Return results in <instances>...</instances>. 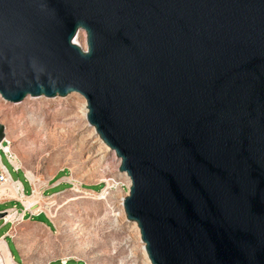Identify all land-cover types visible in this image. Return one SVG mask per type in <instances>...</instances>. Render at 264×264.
Masks as SVG:
<instances>
[{
	"label": "water",
	"instance_id": "95a60500",
	"mask_svg": "<svg viewBox=\"0 0 264 264\" xmlns=\"http://www.w3.org/2000/svg\"><path fill=\"white\" fill-rule=\"evenodd\" d=\"M72 94L151 264H264V0H0L1 98Z\"/></svg>",
	"mask_w": 264,
	"mask_h": 264
},
{
	"label": "rangeland",
	"instance_id": "374dc122",
	"mask_svg": "<svg viewBox=\"0 0 264 264\" xmlns=\"http://www.w3.org/2000/svg\"><path fill=\"white\" fill-rule=\"evenodd\" d=\"M76 43L87 50L86 34L80 33ZM86 107L87 101L76 94L28 98L21 104L0 96V122L12 151L23 170L36 177L38 191H45L44 201L52 204L46 214L13 227L0 220V243L16 264H148L140 236L121 206L129 182L119 172L115 151L83 115ZM2 157L12 178L30 193L23 171L14 172ZM109 178L118 187L106 190ZM15 205L20 207L14 201L0 204V212Z\"/></svg>",
	"mask_w": 264,
	"mask_h": 264
},
{
	"label": "built area",
	"instance_id": "2783aa9c",
	"mask_svg": "<svg viewBox=\"0 0 264 264\" xmlns=\"http://www.w3.org/2000/svg\"><path fill=\"white\" fill-rule=\"evenodd\" d=\"M2 155L6 157L7 162L12 166L14 172L18 173L23 171L31 187L30 193L25 191L24 185L20 180H14L12 178L8 167L3 162ZM126 179L129 182V189L131 181L127 176ZM105 184L106 190L115 189L119 185L114 178H109ZM14 193L16 196H14ZM44 199L45 191L39 192L37 182L31 181L27 173L23 170L18 157L12 151L11 140H9L6 133L4 141L0 144V204L14 201L19 204L20 207L15 205L6 211H3L6 213V216L2 219L3 223L5 225L10 224L13 227L16 224L23 223L26 218L32 219L46 214L45 209L49 208L52 204L44 201ZM29 201L31 204H29Z\"/></svg>",
	"mask_w": 264,
	"mask_h": 264
},
{
	"label": "bare ground",
	"instance_id": "6f19581e",
	"mask_svg": "<svg viewBox=\"0 0 264 264\" xmlns=\"http://www.w3.org/2000/svg\"><path fill=\"white\" fill-rule=\"evenodd\" d=\"M79 95V94H78ZM81 96V95H80ZM82 97V96H81ZM84 99V98H83ZM85 106V105H84ZM85 110V109H84ZM88 113V112H87ZM86 111L83 113V115L86 117L87 115ZM8 137V135H7ZM99 140V139H98ZM100 150H104V148H101ZM27 175L28 177L31 179V181L33 182H37L36 177L29 171H27ZM125 176H127L126 174H124ZM128 177V176H127ZM129 178V177H128ZM43 182V181H42ZM42 186V184H41ZM14 196H16V194L14 193ZM123 200V199H122ZM29 204H31V202L29 201ZM121 206H123V204H121ZM123 210V209H122ZM47 211V209H46ZM134 225V229L135 232L140 236V230L138 229L137 225L135 223H133ZM143 244V243H142ZM144 245V244H143ZM143 255L145 257V259H147V263L151 264L148 258V254L146 253L145 250V245L143 246ZM0 264H16L7 245L4 242L0 243Z\"/></svg>",
	"mask_w": 264,
	"mask_h": 264
}]
</instances>
